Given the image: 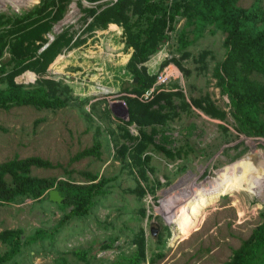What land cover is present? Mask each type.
Returning <instances> with one entry per match:
<instances>
[{
	"label": "rangeland",
	"instance_id": "374dc122",
	"mask_svg": "<svg viewBox=\"0 0 264 264\" xmlns=\"http://www.w3.org/2000/svg\"><path fill=\"white\" fill-rule=\"evenodd\" d=\"M111 1H55L53 10L63 6V17L45 37L51 40L53 34L70 26L84 39L81 45L64 50L46 75L58 84L57 95L65 100L62 107L0 109V164L32 156L58 164L51 169L32 168L30 176L52 181L50 190L63 198L59 204L50 201L48 190L38 199L20 196L0 202V232H23L18 255L4 264H55L60 258L68 264L114 262L132 254L133 239L140 232L146 255L142 264H226L264 219V186L256 190L244 182L238 186L233 182L235 175L222 172L246 156L254 158V151L264 153V139L237 130L229 100L216 85L214 74L225 55V35L207 23L200 26L194 16L174 5H182L184 0H151L156 7L142 26L155 35L156 49L145 65L148 74L155 77L166 66L174 65L175 79L164 90L176 95L161 109L167 116L164 123L145 129L155 131L157 147H149L146 175L140 180L128 162L127 151L119 152L123 145L132 144L126 132L138 135L134 125L125 123L123 99L124 91L136 84L125 69L132 49L126 46L122 28L115 25L82 32L86 11ZM42 2L0 0V19L13 21ZM252 2L238 0L237 5L248 8ZM261 6L264 9V0ZM5 75L0 74V90L6 88ZM19 80L25 88L37 86L35 78ZM203 99L224 111L226 118L212 119L196 109L193 101ZM95 141L100 143L98 158L69 163ZM162 148L178 152L180 159L169 160ZM87 175L96 179L90 181ZM101 180V193L92 198L87 215L71 216L72 206L63 204L66 194L58 190V183L92 186ZM210 184L209 188L217 186L219 192L197 193L199 187ZM138 185L144 191L142 197L136 194ZM192 191L196 192L188 207L174 216L184 194ZM193 212H197L196 217ZM151 227L158 229L154 238ZM37 230L47 236L30 242ZM6 251L7 246L0 241V255ZM75 253L85 254L86 260H79Z\"/></svg>",
	"mask_w": 264,
	"mask_h": 264
},
{
	"label": "trees",
	"instance_id": "16d2710c",
	"mask_svg": "<svg viewBox=\"0 0 264 264\" xmlns=\"http://www.w3.org/2000/svg\"><path fill=\"white\" fill-rule=\"evenodd\" d=\"M55 1L43 0L42 6L15 16L13 21L0 19V74H6V88L0 90V109L7 111L20 106L57 109L65 104V100L57 95L58 84L46 75L64 50L81 45L84 39L71 31L70 26L53 34L51 40L45 37L52 31L54 23L63 17V6L57 5L53 10ZM87 1L94 4L103 0ZM237 2L238 0H184L182 5H174L194 16L200 26L207 23L225 35V55L214 74L216 85L220 93L229 100L237 130L246 136L264 139V9L261 0H253L248 8L238 6ZM155 7L156 4L151 0H113L88 9L83 17L86 26L82 32L92 33L115 25L122 28L126 46L132 49L125 69L137 82L131 89L124 91L123 99L128 119L125 123L134 125L138 129V135L133 137L126 132L132 144L123 145L119 152L124 154L127 151L128 162L136 170L140 180L146 175L150 160L149 147H157L153 141L155 131L152 129L148 133L145 129L164 123L167 116L161 113V109L165 104H170L172 97L176 95L163 91L148 100H139L155 81V76L148 74L145 63L156 49V37L148 34V28L142 26L150 19L149 13ZM158 12H162V9L159 8ZM4 53L7 54L5 58ZM172 61L182 69L178 61ZM27 77L35 78L37 86L25 88L18 83L20 78ZM193 105L212 119L223 121L226 118V113L216 109L207 99L193 101ZM99 150L100 143L95 141L91 147L72 156L69 163L89 157L98 158ZM163 152L169 160L180 159L178 152L172 153L164 149ZM57 166L58 164L53 166L48 160L37 156L24 159L14 157L1 163L0 202L8 203L20 196L40 198L53 188L54 183L31 177V169H51ZM87 176L90 181L96 179ZM102 184L103 180L92 186L59 182L57 188L66 194L63 204L72 206L70 215L85 216L92 205V198L101 193L98 186ZM136 194L139 197L144 195L139 185ZM142 215H145L144 211ZM22 234L21 230L0 232V241L7 246V251L0 255V264L10 262L18 255L22 246ZM45 236L47 235L43 230H37L29 241L44 239ZM133 246L134 251L130 256H120L116 261L105 264H142L146 260L143 232L135 236ZM75 255L81 261L86 260L83 253ZM55 264L68 263L60 258ZM226 264H264V219L232 252Z\"/></svg>",
	"mask_w": 264,
	"mask_h": 264
},
{
	"label": "bare ground",
	"instance_id": "6f19581e",
	"mask_svg": "<svg viewBox=\"0 0 264 264\" xmlns=\"http://www.w3.org/2000/svg\"><path fill=\"white\" fill-rule=\"evenodd\" d=\"M50 40V39H49ZM254 158L250 156H246L243 159H240L231 165L226 166L223 169V174L228 175L232 174L235 175L236 180L233 181L236 183V185H241L243 182L246 184V186L249 189H257V186H264V153L259 151H254ZM240 175V176H239ZM210 182H213V179H210ZM213 184V183H212ZM207 185L204 188L199 187L197 190V193H206V192H212V193H218L219 189L217 186ZM208 187V188H207ZM260 191V190H258ZM264 191V190H263ZM196 191L187 192L184 194V197H182L181 202L179 205L175 208L174 216L180 215V211L184 210L188 207L190 204V201L192 199V195L195 194ZM262 193V192H261ZM264 193V192H263ZM257 195V194H256ZM263 195V194H262ZM195 211V209H193ZM197 212H193L192 215L196 217ZM169 218L172 220V218L169 215Z\"/></svg>",
	"mask_w": 264,
	"mask_h": 264
},
{
	"label": "built area",
	"instance_id": "2783aa9c",
	"mask_svg": "<svg viewBox=\"0 0 264 264\" xmlns=\"http://www.w3.org/2000/svg\"><path fill=\"white\" fill-rule=\"evenodd\" d=\"M174 69L175 66L174 65H169L166 66L162 72H160L156 77H155V81L152 84V86L145 91V93L139 97V100H148L150 98L153 97L154 94L160 93L165 91L164 87L170 82L172 81V79H175L174 77Z\"/></svg>",
	"mask_w": 264,
	"mask_h": 264
},
{
	"label": "water",
	"instance_id": "95a60500",
	"mask_svg": "<svg viewBox=\"0 0 264 264\" xmlns=\"http://www.w3.org/2000/svg\"><path fill=\"white\" fill-rule=\"evenodd\" d=\"M134 82H137V79L135 78ZM125 114L127 115V111L125 112ZM48 196H49V200L56 202V203H61L62 201V197H60L59 193L56 190H50L48 192ZM157 231L158 229L156 227H151L150 228V234L151 236L154 238L157 235Z\"/></svg>",
	"mask_w": 264,
	"mask_h": 264
}]
</instances>
